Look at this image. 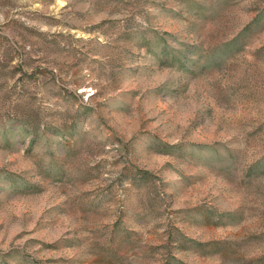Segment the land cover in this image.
Listing matches in <instances>:
<instances>
[{
	"label": "rangeland",
	"instance_id": "1",
	"mask_svg": "<svg viewBox=\"0 0 264 264\" xmlns=\"http://www.w3.org/2000/svg\"><path fill=\"white\" fill-rule=\"evenodd\" d=\"M0 264H264V0H0Z\"/></svg>",
	"mask_w": 264,
	"mask_h": 264
}]
</instances>
